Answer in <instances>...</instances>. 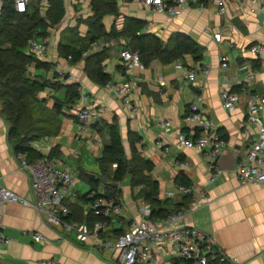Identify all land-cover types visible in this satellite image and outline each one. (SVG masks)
<instances>
[{"label":"crops","instance_id":"0c3cea01","mask_svg":"<svg viewBox=\"0 0 264 264\" xmlns=\"http://www.w3.org/2000/svg\"><path fill=\"white\" fill-rule=\"evenodd\" d=\"M63 1L64 16L58 24L48 28L46 36H49V45L44 56L39 58L48 62L49 68L31 66L30 70L35 74L42 73L41 76L57 85L79 83L81 91L89 96L93 112L99 117L96 122H111L116 117L128 158L132 155L129 131L140 136L136 145L140 154L154 164L150 175L159 182L160 198H166L165 192L175 187V177L179 173L185 174L195 187L206 189L201 205L184 219L185 223L212 235L239 264H264V184L246 183L232 173L237 159L244 154L257 134V126L247 120V105L251 95L264 93V51L253 54L249 48L252 45L264 46V10L252 12L250 9L255 5H264V0H257L256 4L251 0H228L224 14L209 5L204 11L190 8L172 16L152 11L138 0V3L135 0H121L120 5L117 2L118 14H106L115 16L113 23L117 29H121L126 17L145 19L146 31L154 32L162 39H168L178 31L184 32L205 48L203 58L198 62H193L187 56L184 61L163 64L154 59L146 66L141 64L128 68L118 56L123 48L122 38L120 43L100 38L98 43L110 46L103 64L110 74L111 82L132 84L126 98L89 78L84 71L83 60L71 64L59 55L58 44L67 30L77 27L80 36L86 35L85 22L93 15L91 0ZM37 4L46 5L47 8L48 0H29L28 8ZM149 22L151 26H148ZM214 31H221V42L213 39ZM223 61L227 63L224 69L220 67ZM202 66L209 68L207 74L199 69ZM192 68L196 69V77L193 82H187L185 74ZM62 73L68 74L70 78L63 79ZM160 77L165 81L164 85L159 83ZM45 89L41 97L46 99L48 107H53L55 98L64 99V87L47 85ZM222 90L239 94V102L234 110L227 111L224 108L220 97ZM126 99L129 100L128 104L125 103ZM192 103L199 105L203 113L213 118L228 136L225 139L227 146L216 159L217 166L225 173L210 185L205 183L208 171L202 151L183 147L176 139L179 132L187 136L194 135L192 125L184 119ZM75 107L63 108L58 114L57 132L29 142L35 150L50 156L59 167L69 171L70 168L64 165L60 155L65 151L69 154L68 145L77 139L75 135L78 131L74 132V125L78 130L79 121L72 117ZM132 107H136L137 111L132 110ZM161 119L169 120L170 127H160L157 123ZM92 124H89L87 132H92L91 136L87 138L85 134L81 138L87 145L90 139L98 135L102 152L108 136L103 131L93 129ZM184 127L189 130L184 131ZM64 138H67V142H63ZM159 140L167 150L157 146ZM175 160L184 162L186 167H179ZM163 170L169 178L167 185L160 181V172ZM0 181L31 203L7 202L3 205L1 231L9 238V242L0 251V264H120L115 252L93 249L90 242L82 241L75 233L50 227L44 222L43 216L34 207L36 199L30 188L29 175L20 167L16 157L9 137V123L1 114ZM161 185H164L163 189ZM140 188L137 186L136 193L132 194L133 188L128 185L127 196H124L121 188L124 207L122 214L112 220L114 226L110 228L111 231L126 230L131 223L139 224L148 219L140 210V198L135 196ZM75 197L73 203L76 202ZM182 198L178 195L169 198L168 204L171 206ZM36 233L42 235L43 240H35ZM161 264L175 263L166 258Z\"/></svg>","mask_w":264,"mask_h":264},{"label":"built area","instance_id":"2783aa9c","mask_svg":"<svg viewBox=\"0 0 264 264\" xmlns=\"http://www.w3.org/2000/svg\"><path fill=\"white\" fill-rule=\"evenodd\" d=\"M7 0H0V16L3 6ZM13 8L17 13H23L28 8L29 0H11ZM46 2L47 0H41ZM141 5L152 11L167 15H176L180 11L190 8H197L204 11L209 5L217 8L220 14L227 11L228 0H138ZM253 4L257 0H251ZM252 12L264 10V5H255L250 9ZM151 26V22L148 23ZM216 42L222 41L221 31L212 33ZM49 36L42 38H31L27 49L28 52L37 58H42L49 45ZM102 47L100 43H92L88 50L83 52V56L92 51H97ZM250 51L259 54L264 51L263 45H252ZM119 59L128 67L140 66L138 51H133L124 47L118 53ZM225 61L220 63L221 68H225ZM205 74L209 72L207 66L199 68ZM104 72H107L104 66ZM108 73V72H107ZM62 77L69 79V75ZM196 77V69L192 68L185 74V81L193 82ZM159 83L165 84L160 77ZM105 86L113 89L117 94L126 98L131 91L132 84L128 82L112 83L111 80ZM223 106L227 111L235 109L239 102V94L231 90H222L220 93ZM125 103H129L126 99ZM132 110L137 111L136 107ZM74 115L78 118V133L86 134L89 131V124L99 120L98 115L93 112L89 105V96L81 91L78 104L75 107ZM264 93L251 95L247 105V120L257 126L256 139L247 147L236 161L232 170L234 176L241 181L253 184H264ZM185 122L194 128L200 129L199 135L187 136L179 132L176 136L177 143L189 149L202 151L206 162L208 175L205 183L210 185L225 173L216 164L217 157L227 146V141L218 132L217 122L207 117L202 108L192 103L185 114ZM160 127L167 129L170 122L161 119L157 123ZM76 134L77 139H81V134ZM194 133V132H193ZM157 146L167 150L161 140L156 142ZM20 167L25 170L30 179V188L35 196L34 207L43 216L44 222L50 227H59L66 232H72L82 241L90 242L93 249L109 250L116 253V259L120 264H161L164 259L169 258L175 264H239L238 260L230 256L217 243L215 238L203 229L187 224L184 219L196 210L206 196V189L195 187L194 185L176 184L173 190L165 192L166 198L175 196H187V204H182L178 209L165 217L154 219L150 217V206L142 199L141 212L148 218L139 224L131 223L128 229L110 236V225L114 218L122 214L124 201L122 198L113 196H97L95 192L88 194V200L82 203L83 214L98 215L100 218L88 224L86 220L65 219L70 213L69 206L74 201L75 193L73 186L75 178L68 169L61 168L57 163L44 156L42 158L29 161L22 153L16 154ZM181 168L186 164L179 160L174 161ZM7 202H20L25 205L31 203L18 195L11 189L4 186L0 181V218L3 205ZM111 237H114L111 240ZM35 240H43L42 235L36 233ZM9 238L1 231L0 224V251L8 244Z\"/></svg>","mask_w":264,"mask_h":264},{"label":"trees","instance_id":"16d2710c","mask_svg":"<svg viewBox=\"0 0 264 264\" xmlns=\"http://www.w3.org/2000/svg\"><path fill=\"white\" fill-rule=\"evenodd\" d=\"M93 15L86 21V35L80 36L76 28L67 30L65 37L59 41L58 53L68 59L71 64L84 61L86 75L100 85L111 80L110 74L104 72V60L107 57L109 45L101 47L99 51H92L83 56L92 43H98L100 38L106 41L115 40L120 43L121 38L129 39L122 43L133 51H138L141 64L148 65L157 59L161 63H171L176 60L184 61L190 56L193 62L203 58L204 46L184 32L171 34L166 41L154 32L146 31L147 20L126 17L121 29L113 23L109 30L105 29L102 18L106 14H118L117 0H91ZM39 5H31L23 13H17L11 0H7L0 16V114L9 123V137L16 154L22 153L26 159L33 161L44 157L42 153L30 146V141L57 132V116L63 108L75 107L80 95V84L70 82L64 87V99H54L52 108L45 104V99L38 95L47 85L57 87L55 82L46 80L43 76L33 73L31 66L49 68V63L40 60L28 52L29 40L48 34V28L58 24L64 16L63 0H48L46 15H40ZM49 116V117H47ZM75 121L78 118L72 114ZM53 120L55 122H53ZM57 121V122H56ZM93 129L103 131L108 140L102 148L101 155L96 158L99 173L91 178L87 173L81 175L90 188L80 195L79 202L71 203L70 213L65 219H75L91 224L100 218L98 215H84L82 203L88 200V194L95 192L97 196H113L122 198L121 182L128 177L131 188L140 186L135 195L150 206V217H165L176 211L182 204H187L189 197L184 196L180 202L169 203V198L159 197V182L152 178L150 172L154 166L150 159L144 158L138 151L136 143L140 136L129 131L128 138L131 145V157L125 155L122 137L114 117L111 122L101 121L91 125ZM188 131V127L183 128ZM199 128H194V135L200 134ZM220 136L227 139V133L218 128ZM50 158V156H48ZM105 176L107 181L102 183L98 177ZM177 184L192 185L185 174L179 173L175 177ZM103 185L104 192L98 191V185ZM114 183H118L115 186ZM111 231V230H110ZM124 230L114 231L118 234Z\"/></svg>","mask_w":264,"mask_h":264},{"label":"rangeland","instance_id":"374dc122","mask_svg":"<svg viewBox=\"0 0 264 264\" xmlns=\"http://www.w3.org/2000/svg\"><path fill=\"white\" fill-rule=\"evenodd\" d=\"M135 1H136L135 3H138L137 0H135ZM46 9H47L46 5H44V6L39 5V11L40 12H38V13H40V15L45 16L46 15V12H45ZM114 19H115V16H113V15H106L103 18L102 23L104 24L106 30H109V27L112 25ZM122 40H123V43L129 42V39L122 38ZM163 41H166V39H163ZM37 74L40 75L42 73L37 72ZM154 74H155V76L157 75L156 73H154ZM41 95L42 94L40 93L38 95V97H41ZM45 104L48 107V105H47L48 103H47L46 99H45ZM47 117H49V116H47ZM53 122H55V121L53 120ZM74 130H75L74 132L77 133L78 130L76 129V125H74ZM91 133L92 132H89L88 134L86 133L87 138H89L91 136ZM78 134H81V136L83 138L85 137L84 136L85 134H83V133H78ZM66 139L64 138L63 142H67ZM72 141H74L72 143V145H68V147H67V148H70L72 150H70V149H69L70 151L68 150L69 154H67V151L63 152L60 155V158H61V160L64 161V165L68 166L70 168V172L73 173V175H74V178L76 181H75V184L73 186V192L76 194L75 201L79 202L80 199L78 197L80 195L84 194L90 188L89 183L86 180H84L81 177V175H83L84 173H94V174L99 173V167H98L96 158L101 155V148H100L101 141H100V138L98 135H96L94 138L90 139V141L87 145H86V142H84V140H82V138H81V140L74 139ZM160 174H161V178H160L161 183L163 184V182H164V185H167L168 184L167 181H169L167 172H165L163 170L162 172H160ZM128 185H129V181H128V177H126L121 182V188L123 190L124 196L125 195L127 196ZM164 185H161L162 189L164 188ZM102 187H103V185L100 183L98 185V191L99 192H104ZM131 192H132V194H135L136 193V187H134ZM112 226H114V223L110 225V228ZM113 239H114V237H111V240H113Z\"/></svg>","mask_w":264,"mask_h":264},{"label":"water","instance_id":"95a60500","mask_svg":"<svg viewBox=\"0 0 264 264\" xmlns=\"http://www.w3.org/2000/svg\"><path fill=\"white\" fill-rule=\"evenodd\" d=\"M118 2V5L121 4V0H117ZM89 175V177L91 178H96L95 174L94 173H87ZM98 179L102 182V183H105L107 181V178L105 176H101V177H98ZM115 186H118V183H114Z\"/></svg>","mask_w":264,"mask_h":264}]
</instances>
